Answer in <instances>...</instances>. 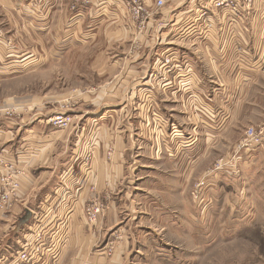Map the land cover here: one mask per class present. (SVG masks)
I'll return each instance as SVG.
<instances>
[{"label":"rangeland","instance_id":"1","mask_svg":"<svg viewBox=\"0 0 264 264\" xmlns=\"http://www.w3.org/2000/svg\"><path fill=\"white\" fill-rule=\"evenodd\" d=\"M156 1L0 0V131L14 134L15 128L7 120L18 121L35 113L42 119L47 117L45 121L57 115L70 117L71 126L66 130H74L68 133L62 157L66 162L71 160L65 153V148L71 146L85 150L83 171H76V180V172H71V182L76 184L71 189L77 186L79 191L87 190L80 208L84 223L92 232H105L94 249L101 264H264V153H248L239 147L246 134L264 131V0H205L206 5L187 0L189 8L180 14L169 9L183 0H162L161 8L155 6ZM136 9L140 10L138 16ZM153 9L177 14L179 21L209 19L227 23L229 29L223 36L227 42L232 41L235 29L243 28L245 66L247 70L261 69L262 73L250 76V85L246 76L240 83L231 84L229 91L205 93L191 65L179 55L167 54L143 64L139 60L130 62L132 51L140 56L144 46L137 43L132 49L127 36L145 32ZM162 18L156 21L159 28H163ZM215 30L220 31L217 27ZM207 36L213 38L212 33ZM127 62L147 72L139 80L141 87L128 93L129 105L120 115L139 120L152 140L162 138L168 144L172 142V148L175 141L177 145L161 153L160 222L142 219L140 199H134L136 203L131 205L122 200V194L114 196L109 189L97 191L91 186L90 171L85 177L84 169L90 168L94 147V122L81 132L79 146L76 143L78 128L73 110L81 101L78 95L87 89H99L114 77L118 80L131 67L124 65L111 74L104 72L109 67L114 69L115 63ZM163 82L176 87L174 94L180 98V108L167 105L169 112L161 110L158 100L161 102ZM109 114L115 112H98ZM169 115L184 126L170 124ZM192 126L197 137L194 131L189 136ZM51 128L53 132L66 131ZM204 130L209 131L208 135L202 134ZM110 150L112 146L107 149V159ZM190 160H197V177L189 183L185 173ZM61 172L59 169L53 177L58 180L54 185L58 189ZM180 185L183 191L178 194L174 187ZM63 188L67 191L60 190L53 200L58 199L55 210L45 198L38 200L40 195L36 199L39 191H35L20 215L7 221L12 206L0 216V264L36 239H44L43 228L52 213L68 205L64 192H69V187ZM117 200L114 210L118 212L109 215ZM93 210L99 213L93 214ZM30 211L36 216H30ZM27 215L28 222L16 229L17 222ZM61 225L64 227L66 220ZM147 227L158 228L161 235L144 236ZM52 238L56 246L66 240L65 235ZM56 250L58 257L59 248Z\"/></svg>","mask_w":264,"mask_h":264},{"label":"crops","instance_id":"2","mask_svg":"<svg viewBox=\"0 0 264 264\" xmlns=\"http://www.w3.org/2000/svg\"><path fill=\"white\" fill-rule=\"evenodd\" d=\"M199 1L205 5L207 3L205 0ZM184 8H189L187 0L181 1L175 5V8L169 9V12L175 11V13L178 12L180 14V11H183ZM157 15L160 17L157 18ZM161 16H163V28H159L156 24V21L161 22ZM167 16L170 17L167 19ZM150 18L144 33H140L141 35L131 33V36H127L132 49L137 43L140 47L144 46V53L140 56L136 55L137 52L132 51L134 56L130 57L132 60L130 62L139 60L143 61L141 63L143 64L144 61L158 59L160 56L162 59V56L167 54L179 55L180 59L191 65L192 74L200 89L205 93L229 91L231 84L240 83L246 76H248L247 80H250V76H257L262 73L261 69L253 68L247 70L245 66L247 54L244 42H246V34L243 28L235 29V36H233L232 41L227 42L223 37L226 34V30L229 29L227 23H213L209 19L204 21H179L177 14L168 15L164 11L158 13L155 9H153ZM216 27L223 31L221 35H219V30H215ZM211 33L213 38L209 39L207 35L211 36ZM141 37L146 39H141ZM240 51L243 52L242 55H240ZM117 59H127V57ZM124 65L131 68H128L123 75H120L118 80L114 77L105 86L95 90L87 91V89L84 94L78 95L81 101L76 103L73 110L76 128H78V141L76 143L79 146L82 137L80 136L81 132L94 122V147L92 148L90 168L88 170L84 169L85 177L87 176V171H90L93 179L91 180L90 176L88 181L90 182L91 180V186L95 187L97 191L102 192L109 189L114 196L122 194V200L129 201L131 205L136 203L134 199H140L144 209L142 219L148 221L152 218V220L160 222L161 153L165 154L166 151H170L173 148L176 149L177 145L175 141L172 148L170 147L172 142L168 144L167 140L162 138L161 140L159 138L152 140V137L142 128L139 120L120 115V111L124 109L123 107L129 105L128 93L141 87L139 80H143L147 72L142 70V67H132L133 63L127 62V64L115 63V68H106L111 70H106L104 74H111L115 70L118 71V68ZM110 66L113 67V65ZM167 78L169 79V77ZM252 81L253 79L249 81V85ZM175 89L176 87L168 82L161 83V102L158 100V103L163 112L168 111L167 105H176L180 108V101L178 100L180 98H177L174 94L177 93ZM123 101H125V104H123ZM186 105L188 106V104ZM101 110L115 112V115L109 114V117L98 115ZM91 116L96 118H90ZM169 116L172 117L171 122L169 121L170 124H173V126L176 124L180 127L184 126L175 116ZM45 119H42L39 113H35L30 118L19 119L18 121L7 120L13 124L15 128L14 134L6 129L0 131V159L5 165L20 173L18 177L19 190L17 191L16 199L13 201V208L8 213L9 219L7 221L20 215L26 209L25 204L35 191H39L38 194L36 193V199L40 195L41 197L38 200L45 198L44 201L48 203V206L53 204L51 210H55L58 199L53 200L56 199L57 195H60L58 193L60 190L64 189V191H67L63 187H69V192H64L65 194L67 193L66 201L68 205H65L66 207L63 210L52 213L46 227L43 228L44 239L39 241L36 239L32 243H42L41 247L43 248L45 264H101V257L94 249L103 240L105 232L101 234L96 233L97 231L92 232L84 223L83 213L80 208L82 207L81 201L84 200L87 190L86 192L85 190L79 191L77 186L71 189V187L76 185L74 180H76L77 172L81 173V170L83 171L81 162L85 155V150L79 147L74 150L73 146L69 149L65 148L66 158L71 157V160L66 162L65 157H62L64 156L63 148L64 144L66 146L68 142V133L74 128L53 132L54 130ZM192 129H194L193 126L190 127L189 136L192 133L191 131H194ZM194 132L195 137H197V130ZM208 133L209 131L204 130L202 134L208 135ZM13 140H15L14 144L12 143ZM110 146H112V150H110L109 159H107V149ZM196 161H189L188 172L185 173L189 183L192 178L197 177ZM59 169L62 172L59 176V184L61 186L58 189L54 186L58 180H53V177ZM71 172H76L74 174V183L71 182ZM5 173V169H0V174ZM65 173V177H62ZM176 186L174 190L181 194L179 191H183V188L181 189V185L177 188ZM76 191H79L78 196ZM117 203L118 200L113 202L109 215L118 212V210H114L117 207ZM32 214L34 215L35 213L30 211L29 215L31 216ZM6 217L7 215L3 218L5 219ZM64 220H66V225L63 227L61 223H64ZM147 228L143 232L144 236L161 235V231L158 228ZM64 235L66 236L65 242H61L57 246V249L59 248L58 257L56 260L51 261L45 250L50 246H55L52 245L54 242L52 237L61 239ZM36 257V264H40L39 255L36 254ZM1 264H3L2 261Z\"/></svg>","mask_w":264,"mask_h":264},{"label":"built area","instance_id":"3","mask_svg":"<svg viewBox=\"0 0 264 264\" xmlns=\"http://www.w3.org/2000/svg\"><path fill=\"white\" fill-rule=\"evenodd\" d=\"M134 3V2H133ZM163 5L162 0H157L155 6L161 8ZM140 13L139 9L135 10V15L138 16ZM164 78H162L163 80ZM47 123L56 129L66 130L71 126L70 117H65L63 115H57L53 118L47 120ZM240 150L244 152H250L258 150L264 153V131L250 132L243 137L239 144ZM239 160V159H237ZM0 169H5V174H0V216L6 211L10 210L13 206V201L17 197V191L19 190V181L18 177L20 173L17 170H14L12 167L7 166L0 159ZM236 171V170H235ZM204 181V180H203ZM203 183L200 184L202 186ZM205 185V183H204ZM93 210V214H96ZM40 239H37L39 241ZM37 244V245H36ZM42 243H32L27 247L20 249L16 253L15 257L8 260L5 259L6 264H36V254L39 255L40 264H45L43 260V248L41 247ZM32 247V248H31ZM39 249V250H38ZM57 246L48 247L45 252L47 253L48 258L52 261L56 260Z\"/></svg>","mask_w":264,"mask_h":264},{"label":"water","instance_id":"4","mask_svg":"<svg viewBox=\"0 0 264 264\" xmlns=\"http://www.w3.org/2000/svg\"><path fill=\"white\" fill-rule=\"evenodd\" d=\"M29 218L30 217L27 215V217L24 216L22 219H20L16 224V229H19L20 227L24 226L28 222Z\"/></svg>","mask_w":264,"mask_h":264}]
</instances>
